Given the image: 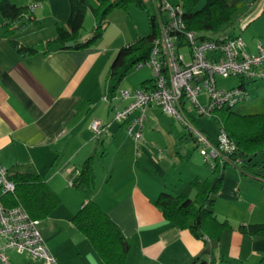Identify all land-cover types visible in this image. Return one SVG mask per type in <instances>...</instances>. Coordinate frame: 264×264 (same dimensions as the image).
<instances>
[{"label": "crops", "instance_id": "obj_1", "mask_svg": "<svg viewBox=\"0 0 264 264\" xmlns=\"http://www.w3.org/2000/svg\"><path fill=\"white\" fill-rule=\"evenodd\" d=\"M10 1L30 6L38 3L33 11L37 23L18 35L23 44L54 38L56 23H65L70 14L69 0ZM263 4L264 0L254 1L243 18H250ZM136 29L129 13L116 8L106 17L101 37L84 48L54 46L21 57L5 37H0V165L6 169L31 166L59 195L68 189L66 183L74 179L84 161L93 156L92 199L128 239L125 264H187L206 248V242L168 222L154 204L161 192L175 193L185 176L197 172L189 161L184 163L185 156L189 159L187 133L166 120V115L161 116L160 108L152 104L147 107L143 138L137 147L127 125L138 113H131L124 122L113 118L114 111L128 103L118 96L125 88L119 86L113 99L105 100L109 66L122 46L140 36ZM81 35L82 39L89 37L88 33ZM258 39H264V33L255 42ZM249 47L254 51L255 43ZM95 118L103 123L99 134L90 128ZM195 176L201 177L199 173ZM263 182L250 176L243 180L225 175L214 212L231 228L223 232L212 256H202L206 263L213 258L212 264H256L264 255V238L239 230L241 224L264 222ZM1 190L0 185V195ZM61 205L39 225L43 224V231L48 229L44 240L55 262L69 264L64 252L69 242L56 238L63 232L64 219L78 235L73 232L76 228L71 218L82 201L79 206ZM77 241L78 261L74 264H102L86 238L77 236ZM12 255L15 264H46L24 253ZM195 264L204 263L199 260Z\"/></svg>", "mask_w": 264, "mask_h": 264}, {"label": "trees", "instance_id": "obj_2", "mask_svg": "<svg viewBox=\"0 0 264 264\" xmlns=\"http://www.w3.org/2000/svg\"><path fill=\"white\" fill-rule=\"evenodd\" d=\"M149 1L151 0H69V17L65 23H56L57 34L54 38L23 44L18 35L37 23L30 5L0 0V16L3 18L0 37H5L21 57L46 52L54 46L60 49L84 48L102 35L106 17L113 9L127 10L135 5L145 10L150 28L148 35L140 36L122 46L109 66L107 97L112 100L127 73L150 55L158 25L155 13H151L147 5ZM171 1L178 3V0ZM254 1L256 0H239L230 3L229 0H206L197 9L200 0H181L187 29L202 33L203 36L228 31ZM88 11L95 18V26L90 37L82 39L81 29ZM69 41H73L70 47L66 45ZM151 81L152 78L148 79L143 86ZM262 105L261 110L253 112L222 108L217 110L215 118L235 143L234 156L242 159L239 170L247 176L264 181V175L259 171L264 168V159L262 162L254 161L258 154L264 153V98ZM208 137L214 140L210 135ZM212 169L210 176L188 178L175 193L161 192L154 200L168 222L188 229L195 237L206 242V248L187 264H195L199 260L204 264H212L213 258L206 263L202 256L206 253L212 256L223 232L231 228L227 220H219L214 212L217 194L226 175L225 164H214ZM7 177L14 182L15 188L1 193L0 200L5 206L20 205L33 219L41 221L48 218L60 205L58 193L31 166L7 169ZM94 180L93 156H89L73 179L72 185L83 190L85 201H82L80 209L71 218V223L88 240L102 264H125L130 243L108 213L92 199ZM239 230L254 238H264V222L241 224ZM256 264H264V255Z\"/></svg>", "mask_w": 264, "mask_h": 264}, {"label": "built area", "instance_id": "obj_3", "mask_svg": "<svg viewBox=\"0 0 264 264\" xmlns=\"http://www.w3.org/2000/svg\"><path fill=\"white\" fill-rule=\"evenodd\" d=\"M151 2L158 31L148 59L136 67L146 65L151 68L152 81L134 90L119 91V98L128 103L114 111V120L124 122L131 113H138L127 125V132L138 147L143 138L147 107L155 104L164 115L179 121L190 133L207 164H241L242 159L234 156L235 143L224 128L220 126L217 138L210 139L194 125L193 112L212 115L222 108H233L248 97V82L264 81V39L256 40L255 50L250 51L243 37L231 35L229 30L203 36L187 29L181 3ZM37 7L38 3H33L30 10ZM217 75L237 76L241 84L219 87ZM201 94L207 96L206 102L199 100ZM105 100L109 101L107 96ZM90 128L99 134L103 123L95 118L90 122ZM70 184H73V178ZM0 185L2 193L15 188L14 182L7 177V169L1 165ZM39 224L40 221L33 219L22 206L7 207L0 200V261L11 264L7 251L14 250L46 264H54L55 258L45 243Z\"/></svg>", "mask_w": 264, "mask_h": 264}, {"label": "rangeland", "instance_id": "obj_4", "mask_svg": "<svg viewBox=\"0 0 264 264\" xmlns=\"http://www.w3.org/2000/svg\"><path fill=\"white\" fill-rule=\"evenodd\" d=\"M171 1V0H170ZM172 2V1H171ZM178 3H181V0L177 1ZM206 0H200V2L197 4V9H200ZM149 10L151 13H155V8L151 1L147 3ZM264 4L257 12L254 14H250V18H243V15H241L237 21L234 22L232 28L229 29V32L233 33L234 35H241L243 39L247 42L248 47L250 45H254L255 38L262 37L264 33ZM127 13L130 15L131 24L136 26V30L138 31V35L140 36H146L149 33V20L147 12L135 5H132L129 7V9L126 10ZM240 18H243V20H240ZM242 22V23H241ZM95 26V18L91 11H88L83 23V28L81 29V33L86 36V33H88V36L92 34V31ZM48 30V29H45ZM138 36V37H140ZM101 37V36H100ZM99 39V38H98ZM97 39V40H98ZM251 50V48L249 47ZM187 51V50H185ZM152 77V71L151 68H149L146 65H143L142 67H134L132 68L126 75V77L123 79V81L120 83V86L128 89V90H134L137 87H141L142 83L140 84V81L145 78H151ZM217 83L219 87L224 88H230L234 86H238L241 84V80L237 76H230V77H222L220 75L216 76ZM248 82V80H247ZM248 97L246 96L245 99L238 102L235 106H233V110H239L243 112H253V111H259L261 110L262 100L264 98V81L263 80H256L253 82H248ZM199 100L201 102L207 101V96L205 94H201L199 96ZM160 110V109H159ZM160 115L163 116V113L160 110ZM194 115V125L203 130L206 134L210 135L213 139L217 138V135L219 133V127L220 124L215 118L217 115V112L213 113L212 115H200L196 111L193 112ZM164 117V116H163ZM166 120H170V123H173L178 130H181L183 132L187 133V142L186 146L188 148V156H185V161H189V165L192 169H194L197 172H194L192 176H185V172L180 173L181 177H184L183 182H180L182 184L184 181L188 178H193V176L196 173H199V175L202 178H206L210 176L213 173L212 166L207 164L204 160L202 155L199 153V146L196 143V141L191 137L190 133L183 127V125L177 121L176 119H173L171 117H166ZM181 132V133H183ZM264 159V153H260L256 156L254 161L262 162ZM240 164H225V171L226 175H236L240 179L247 178V175H244V173H241L239 170ZM264 175V168H261L259 170ZM224 182V181H223ZM252 185H256L259 183L255 181H251ZM68 189L63 190L61 194H59L61 198L62 205L72 206L75 203H78V206L80 205L81 201H85L82 197V194L84 195L83 190L77 189L76 187L70 185L69 182L65 185ZM179 187V188H180ZM82 192V193H81ZM250 201V200H248ZM61 205V206H62ZM74 207V206H73ZM43 224L39 225V229L41 230L42 236L44 237V233L47 234V230H42ZM75 234H78L77 236H81L82 238H85L84 235L78 231L77 229H73ZM46 231V232H45ZM77 236H75L71 230L69 229V223L64 219L63 222V232L57 236V241H64L68 240L69 244H67V248L64 250V252L68 255L67 260L69 264H74L78 261L77 259V252L75 251L74 244H76ZM46 237H44L45 239ZM87 240V239H86ZM12 253L16 255V251L14 250H8L7 254L10 256L9 262L12 264H15V257H13ZM17 257L21 255H16ZM16 257V258H17ZM56 264H59V262H55Z\"/></svg>", "mask_w": 264, "mask_h": 264}, {"label": "water", "instance_id": "obj_5", "mask_svg": "<svg viewBox=\"0 0 264 264\" xmlns=\"http://www.w3.org/2000/svg\"><path fill=\"white\" fill-rule=\"evenodd\" d=\"M66 45L67 46H72L73 45V41H69Z\"/></svg>", "mask_w": 264, "mask_h": 264}]
</instances>
